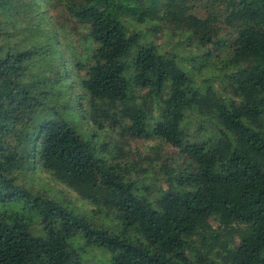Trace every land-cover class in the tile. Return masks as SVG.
<instances>
[{
    "label": "trees",
    "instance_id": "trees-1",
    "mask_svg": "<svg viewBox=\"0 0 264 264\" xmlns=\"http://www.w3.org/2000/svg\"><path fill=\"white\" fill-rule=\"evenodd\" d=\"M0 264H264V0H0Z\"/></svg>",
    "mask_w": 264,
    "mask_h": 264
},
{
    "label": "rangeland",
    "instance_id": "rangeland-1",
    "mask_svg": "<svg viewBox=\"0 0 264 264\" xmlns=\"http://www.w3.org/2000/svg\"><path fill=\"white\" fill-rule=\"evenodd\" d=\"M170 47L171 46H169V49H170ZM212 75H211V73L210 74H208V75H206V78H209V77H211ZM151 145V143H145V145L144 146H142V147H140L139 148V152H141V154L144 156V155H150L149 153H148V147ZM165 153H163L162 154V156L163 157H170L171 155H173L174 153H175V151L172 149V148H170V147H166L165 148ZM151 156V155H150ZM69 196L71 197V198H73V195L71 194V193H69ZM83 209H89V207L87 206V205H85L84 206V208Z\"/></svg>",
    "mask_w": 264,
    "mask_h": 264
}]
</instances>
